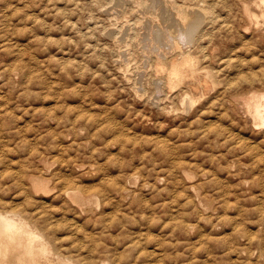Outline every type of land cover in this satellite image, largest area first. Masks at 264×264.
I'll return each instance as SVG.
<instances>
[{"label": "clouds", "instance_id": "obj_1", "mask_svg": "<svg viewBox=\"0 0 264 264\" xmlns=\"http://www.w3.org/2000/svg\"><path fill=\"white\" fill-rule=\"evenodd\" d=\"M60 3L62 8L57 7ZM151 9V39L144 42L139 32L121 35L127 17L118 18L115 0H0V80L8 86L0 95V264H264V145L253 146L251 155L258 159L245 164L241 156L248 155V145L242 142L236 155L238 146L232 142L229 151L234 159L226 166L237 169L230 174L241 179L228 184L215 176L209 179L207 169L185 159L202 156L218 162L210 153L188 151L208 139L209 129H195L201 133L199 139L186 144L135 130L146 122L148 127H162L158 120L163 114L179 117L186 111V96H192L193 104L203 99L214 86L213 76L219 75L209 71V65L217 58L220 42L226 40L242 45L233 46L234 59L226 65L240 73L233 81L237 90L264 93V0H154ZM40 13L52 17V23ZM38 29L46 35H36ZM64 29L70 34L59 39L47 35ZM25 33L32 35L36 46L20 51L12 37ZM106 35L110 36L107 43L101 39ZM51 45L59 50L67 46L70 55L82 59L50 56L46 61L36 60L33 53L48 51ZM233 49L227 50L232 54ZM5 55L18 59L2 66ZM117 62L122 78L102 75L100 70L109 65L115 70ZM178 66L184 72L180 80L175 76ZM194 67L204 71L193 72ZM137 73H143L142 83H137ZM88 76L92 79L86 81ZM76 77L81 78L79 83ZM154 83L161 93L154 120L136 111L127 98H119L127 92L132 100L147 97L151 101ZM229 89L220 98L222 115L235 113L247 120L244 97L232 95ZM69 97L78 104L65 103ZM105 97L107 102L97 103ZM47 99H55V105L31 111L24 107ZM11 104L15 106L9 108ZM25 113L33 118L32 123L17 127ZM258 127L264 129V124ZM28 132L34 133L31 139L26 138ZM174 132L191 134L188 129ZM61 139L71 142L64 144ZM208 146L223 144L209 140ZM53 149L59 153L55 157L50 155ZM10 152L27 155L11 161ZM57 164L67 176L54 170ZM114 170L117 175H111ZM94 174L106 178L87 202L75 198L73 191ZM201 176L204 179L198 183H188ZM41 193H55L63 203L55 206L43 200ZM105 204L116 211L104 213ZM219 209L225 211L224 216ZM229 209L236 214L227 215ZM69 212L87 215L85 224L68 219ZM12 221L26 224L43 245L24 243L22 236L10 230ZM88 223L94 226L92 231L87 230ZM137 224L149 229L159 226L162 234L133 232L131 226ZM207 225L218 231L227 225L232 231L193 240ZM250 225L259 227L251 231ZM165 229L170 230L165 233ZM153 241L160 252L139 251ZM231 253H237V259Z\"/></svg>", "mask_w": 264, "mask_h": 264}, {"label": "rangeland", "instance_id": "obj_2", "mask_svg": "<svg viewBox=\"0 0 264 264\" xmlns=\"http://www.w3.org/2000/svg\"><path fill=\"white\" fill-rule=\"evenodd\" d=\"M129 1V2H128ZM132 1V0H131ZM138 1V0H137ZM136 0L130 2V0H115V7H116V14L119 16H126L127 17V23L123 24V31L121 33L122 36L126 37L128 35H135L137 32H139V35L141 39L144 42H150L151 39V28H150V16L151 14H148L147 12L151 9L152 4L154 3V0H141L138 4ZM136 4H135V3ZM126 3V4H125ZM134 4V5H133ZM143 5L142 8L137 6ZM131 5V6H130ZM137 7H136V6ZM64 5L63 3H60L57 5L58 8H62ZM132 10H131V8ZM135 7V8H134ZM133 8L135 10H133ZM145 8V9H144ZM150 8V9H149ZM149 9V10H148ZM148 10V11H146ZM35 11L39 12V9H35ZM151 13V11H149ZM42 18H45L49 24L52 23V17H43V13H40ZM71 19L74 21L76 17H71ZM145 21V22H144ZM59 23V21H57ZM148 25V26H147ZM92 26V22H89V27ZM147 26V27H146ZM114 32L115 30H110ZM133 32V33H132ZM125 33V34H124ZM70 30L64 29L63 32L53 30L47 35L52 36L56 39H59L62 35H69ZM144 34V35H143ZM149 34V35H148ZM36 35L38 36H45L46 33L43 29H38L36 31ZM143 36V37H142ZM103 42L107 43L109 42L110 36H105L101 38ZM13 42L17 45L18 50L20 51H27L28 47L35 48L36 44L33 41L32 35L30 33H25L23 35H17L12 37ZM92 43H95V41H91ZM0 43H3V41H0ZM241 48V44L234 41V40H226L223 42H220L219 51L217 53L216 60L209 65V71H214L215 73H219L218 76H213V87L210 92H208L206 95H204L203 99H199L196 103H192V96H186L185 99L189 102H186V111L182 113L179 117L172 118L169 117L167 114H163L159 117L158 125L155 127H148L147 122L143 126H137L135 129L139 132L140 135H150V136H156L159 135L161 137H171L178 143H188L189 141H197L201 135V133L196 132L195 129L197 128H204L209 129L208 132V139L207 140H200L199 143H195L194 147L189 148L188 151H197L202 153H210L212 156H216L218 158V162L212 161L209 159H205L202 156H186L185 159L188 160L190 163H196L200 164L202 168L207 169L209 172V179L212 178V176H215L216 180L223 181L228 184H236L239 183V180L241 177L231 175L230 173L235 172L237 169L235 168H228L226 165L234 159L233 153L229 151V149L232 147V142L234 141L236 143L237 151L236 155H240L239 146H241L242 142L246 143L248 145V155L247 156H241V160L243 163L248 164L251 163L252 160L258 159V157H254L251 155V149L253 146L259 148L260 146L264 145V129H261L258 127L257 124L254 125V120L249 114V112L246 110L245 101L248 100V98L252 94H259L260 92L257 91H251V92H239L237 90V85L233 83V81L240 75V73L234 69L226 67L229 60L234 59V49ZM227 49H233L232 54ZM35 55L36 60L39 61H46L50 56H56L57 58H63V59H82V57L76 55V54H69L67 46L63 48V50H59L57 46L51 45L49 46L48 51H42V52H35L33 53ZM18 57L16 55H5L4 56V65L6 66L8 64L14 63ZM25 60L28 59L27 56L24 57ZM204 64H208L207 61L204 62ZM91 67L95 68L96 65L92 64ZM258 68L259 65H256ZM204 71V69L201 67L200 69L196 68V71ZM102 75H105L106 78H110L111 76H118L119 78H122L124 73L120 71V65L119 62H117V66L115 70H112V66L109 65L107 70H100ZM129 72L131 74V69H129ZM119 74V75H118ZM137 83L143 82V73H137ZM76 82H80V77H76ZM91 76H88L85 78L86 81L91 80ZM195 79V78H194ZM194 82H197L193 80ZM191 82V84L193 83ZM129 81H125V83H128ZM229 85H231V89H229ZM0 86L3 87V91L0 92V95L6 93L8 91V86L4 84L3 80H0ZM123 86V85H122ZM196 86V85H195ZM194 86V87H195ZM198 86V84H197ZM196 86V88H197ZM181 87H185V85H181ZM201 87V86H200ZM240 87H243L242 85ZM159 86L155 83L152 85V92L155 94L153 96V100L149 101L147 97H144L143 99L137 97L135 100H132L131 97H128L127 92L120 94V99L124 100L127 98V102L132 104V106L135 108L136 111L142 112L144 116H147L149 120H154L155 116L154 114L158 112V108L156 107V102L160 100L161 93L159 92ZM229 89L232 95L238 96L242 95L244 97L242 103L244 105V110L249 115L247 117V120L237 116L235 113H230L229 116L225 117L222 115V112L224 109L220 106V98L225 96V90ZM175 92V90H174ZM193 94L194 91H193ZM135 95V94H133ZM250 95V96H249ZM189 98L190 101H189ZM78 100L74 99L72 97H69L66 99L65 103H67L69 106H74L78 104ZM107 102V97L103 99H98V104H104ZM169 101H163L162 103H168ZM3 101H0V104H2ZM56 101L55 99H47V100H40L36 101L30 104H25L24 107H29V110L36 108H51L53 105H55ZM114 103V101H112ZM14 104L9 105V108L14 107ZM246 108V109H245ZM188 109V110H187ZM0 111H3L2 108H0ZM17 116H21V112H16ZM32 117L25 113L23 114L22 118L16 122V126L20 128L26 127L29 123H32ZM199 119L198 124H194V121H197ZM236 121L235 123L233 121ZM189 125H192V127L189 129ZM51 128H55V122H51ZM129 127L132 125L129 124ZM175 129H188L191 133L187 136H178L177 132H174ZM224 130H227L226 132ZM223 133V134H221ZM34 136L33 132L26 133V138L31 139ZM178 137V138H177ZM231 137V139H229ZM209 140L213 142H220L223 144L222 147L219 148H212L209 145ZM61 142L64 144H68L71 142L70 139H61ZM12 144H9L8 147H12ZM118 147V146H117ZM116 149H113L115 151ZM59 153L53 149L50 153L51 156L55 157ZM226 154V155H224ZM27 153L21 154L17 152H10L8 153L9 160L11 161H18L22 160ZM221 155H224L223 159H219ZM103 159V158H102ZM15 166V165H14ZM55 171L64 172L65 176L68 175L67 172H65V169L62 165H55L54 168ZM118 172L114 170L111 175H117ZM255 174V172L253 173ZM106 177L102 174H94L91 177H85L82 181V188H76L73 191V196L79 200L87 202L90 198V195L92 191L95 189L96 186L99 185L100 181L105 179ZM204 177H197L196 181H189L188 183H198L200 180H203ZM163 187V185H161ZM169 187H172V185H169ZM179 190V189H178ZM191 191V190H190ZM259 190H255V192H258ZM75 193V194H74ZM41 198L47 202H52L55 206H59L63 201L56 197L55 193H49L47 195L41 193ZM164 198L171 199V196H168L167 194H164ZM234 199V197L230 198ZM162 200L156 201V203H161ZM183 203V199L180 201ZM175 207V206H174ZM103 212L104 213H112L115 212L116 209H114L111 205H103ZM220 216L225 215V211L223 209L218 210ZM175 213L173 212V215ZM236 212L232 209H229L227 211V215H235ZM68 219L73 220L75 223L84 225L85 221L87 220V215H76L74 212L67 213ZM201 224H204L203 221H201ZM93 225L91 223L87 224V230L92 231ZM250 230L255 231L259 226L258 225H250ZM133 232H147L149 236H159L161 235L160 227H153V228H141L138 224L131 226ZM170 229H165L164 232L166 233ZM232 231V228L230 226L225 225L223 227L222 231H218L216 229H213L211 225H207L204 228V231L200 233L199 236H193V240H197L200 238V236H224L227 235ZM139 251H148V252H160L161 249L156 246V242L153 241L151 243L147 244L146 249L141 248ZM231 258L233 260L237 259L238 254L237 253H231Z\"/></svg>", "mask_w": 264, "mask_h": 264}, {"label": "bare ground", "instance_id": "obj_3", "mask_svg": "<svg viewBox=\"0 0 264 264\" xmlns=\"http://www.w3.org/2000/svg\"><path fill=\"white\" fill-rule=\"evenodd\" d=\"M124 0H122L123 2ZM134 1V0H132ZM130 0V2H132ZM137 1V0H136ZM141 0H138V4ZM151 1V0H150ZM129 2V1H128ZM136 2V3H137ZM135 3V2H134ZM135 3V4H136ZM126 4V3H125ZM137 4V6H138ZM134 5V4H133ZM153 5V4H152ZM131 6V5H130ZM136 6V5H135ZM136 6V7H137ZM139 7V6H138ZM144 7V6H143ZM131 8V7H130ZM135 8V7H134ZM133 8V9H134ZM142 7H140L141 9ZM145 9V8H144ZM150 9V8H149ZM148 9V10H149ZM132 10V8H131ZM146 10V11H148ZM152 9H150L149 11H151ZM149 11L147 12L148 14H151L149 13ZM150 18V17H149ZM145 22V21H144ZM148 26V25H147ZM146 26V27H147ZM133 33V32H132ZM125 34V33H124ZM131 35V34H130ZM144 35V34H143ZM149 35V34H148ZM151 36V35H150ZM143 37V36H142ZM141 38V37H140ZM143 39V38H142ZM242 46V45H241ZM240 48V47H238ZM193 72H197L196 71V68L194 67L193 69ZM199 71V70H198ZM175 76L178 80L180 79H183V76H184V72H183V69L180 68L179 66L177 67L176 69V72H175ZM195 81H197L196 79H193ZM192 80V81H193ZM197 86V82H194L191 84V87L195 93V90H196V86ZM195 86V87H194ZM201 87H203L201 85ZM250 96V95H249ZM191 98H189V101H190ZM186 102H188L186 99H185ZM192 102V101H191ZM189 103V102H188ZM245 105H246V110L249 112V114L251 115V117L253 118L254 120V125L255 124H264V120L260 119V113L264 112V93H259V94H252L247 101H245ZM188 110V109H187ZM75 194V193H74ZM9 228L10 230L12 231V233L14 235L18 234L20 236H22L23 238V242L26 243L27 245L29 246H32V245H38V246H42L43 245V241H42V238L36 234L35 232H32L30 230H28L27 228V225L24 224V223H17L16 221H12L10 224H9Z\"/></svg>", "mask_w": 264, "mask_h": 264}, {"label": "snow or ice", "instance_id": "obj_4", "mask_svg": "<svg viewBox=\"0 0 264 264\" xmlns=\"http://www.w3.org/2000/svg\"><path fill=\"white\" fill-rule=\"evenodd\" d=\"M260 119L264 120V112L260 113Z\"/></svg>", "mask_w": 264, "mask_h": 264}]
</instances>
